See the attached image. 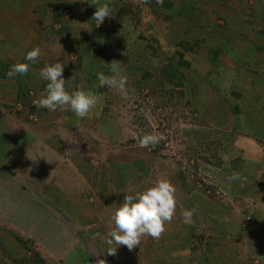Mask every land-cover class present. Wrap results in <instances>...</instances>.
<instances>
[{"label": "rangeland", "instance_id": "1", "mask_svg": "<svg viewBox=\"0 0 264 264\" xmlns=\"http://www.w3.org/2000/svg\"><path fill=\"white\" fill-rule=\"evenodd\" d=\"M98 2L112 8L98 28L93 18L96 6L88 0L0 2V264H22L25 256V264H95L97 259L107 264H264V233H255L249 224L252 218L243 212L253 201L257 205L255 194L264 189V176L259 178L250 163L253 187L227 179L245 174L243 164L234 166L243 159L231 145L232 135L242 138L249 132L221 126L212 113L218 100L235 112L236 75L247 73L240 65L250 49L241 47L242 59L219 53L218 61H212L208 47L188 54L177 46L185 34L192 42L208 37L212 47L218 45L216 32L225 18L235 29L224 37L244 32L250 46L259 43L264 38V0ZM116 2L130 7L138 22L129 21ZM192 5L200 15L191 17ZM61 11L63 16L53 23V14ZM69 31L87 51L77 73L73 63L79 53L70 51L74 45L66 39ZM213 33L216 36L210 38ZM116 41H123L124 49L119 51ZM99 45L108 52L101 54ZM37 46L41 55L29 62V72L6 78L11 65L4 60L25 62V54ZM179 51L184 52L182 58ZM57 61L64 65L69 92L82 84L98 95L99 102L82 119L68 106L63 111L34 107L30 115L26 107L22 119L16 117L24 101L37 106L46 94L47 81L40 70ZM112 64H119L127 77L126 94L99 87L97 73L110 74ZM166 70L173 73V83L165 79ZM10 80L14 86L5 85ZM18 84L25 93L21 102ZM258 96L261 101L264 93ZM255 97L249 94L242 107L249 101L264 114ZM149 133L162 139L141 147L138 137ZM257 144L264 147V138ZM255 150V156L262 155ZM161 178L177 190L173 219L159 237L145 235L132 250L121 245L116 254H106L112 216L126 193L142 191ZM193 207V222L185 224L181 212ZM25 241L31 252L23 248ZM195 245L197 253L192 251ZM34 252L43 262L32 259Z\"/></svg>", "mask_w": 264, "mask_h": 264}, {"label": "clouds", "instance_id": "2", "mask_svg": "<svg viewBox=\"0 0 264 264\" xmlns=\"http://www.w3.org/2000/svg\"><path fill=\"white\" fill-rule=\"evenodd\" d=\"M84 2V0H81ZM90 4L96 6L93 18L98 21L96 28L100 27L106 17L112 15V8L109 3L100 4L98 0H88ZM158 4H163V0H157ZM41 55V49L37 46L28 51L24 56L25 62H17L10 66L6 73L8 78L16 75H25L29 72L30 63H34ZM64 65L57 61L47 64L40 70V77L47 81L45 95L41 96L37 107L47 108L50 111H63L65 106L70 107L77 118H84L90 110L99 102L98 95L82 84L69 92L66 89V80L63 77ZM99 87L107 86L110 89L126 94L128 91L127 77L121 74L120 65L112 64L110 74L104 72L97 73ZM242 81L235 82V90H243L240 86ZM162 137L149 133L138 137L141 147L150 144H158ZM228 181H242L238 174L228 176ZM176 187L165 178L157 179L151 186L142 191L126 193L123 202L116 208L112 222L113 227L107 233L105 240L108 246V255L116 254L121 245L132 250L140 245L141 239L145 235L159 237L165 230L166 222L173 219L176 212L177 199ZM196 208H185L181 215L185 224L193 222ZM95 264H107L105 259H97Z\"/></svg>", "mask_w": 264, "mask_h": 264}, {"label": "crops", "instance_id": "3", "mask_svg": "<svg viewBox=\"0 0 264 264\" xmlns=\"http://www.w3.org/2000/svg\"><path fill=\"white\" fill-rule=\"evenodd\" d=\"M2 0H0L1 2ZM2 9H0L1 13ZM17 37V35H16ZM25 40V39H24ZM2 59V58H0ZM8 64L13 65L12 62H8V59L4 60ZM1 63V60H0ZM48 63V62H47ZM259 65L254 66V69H257L258 74H242L239 73V76L236 75L237 83L242 81V85L240 86L244 89L243 92V97L236 99L237 107H234V113L229 112V107L228 105L225 106L226 104L222 105L219 100L215 105L217 106V109H214L212 112L214 117L217 116L218 120L220 121L221 126L225 128H230V127H236L237 130L242 131L243 130H248L249 136H244L241 138L238 135H232L234 139V143L231 146H234L236 149L235 153L238 155L237 158L243 159L242 162L236 161V167L240 166L243 164V171H245V174H242L243 172H239L238 175L242 177V181H235L236 186H243L244 188H247L249 186L253 187L254 182L250 180L251 178V172H249V166L250 163L252 164L251 166L253 169L256 171L259 175H257L259 178L261 176H264V150H262L264 147L263 145H258L257 144V139H262L264 138V114L262 109H257V108H252L251 104L249 101L246 104V108L242 107L241 101H245V98H247L250 94V96H256L253 100L256 101L257 99V104L262 103L261 105L264 108V98L263 100L259 101L260 98L258 95H261L264 93V75H261L262 70L259 68ZM6 79V78H5ZM9 79V78H8ZM10 83L7 81L5 82V85H10L14 86L13 82L10 80ZM262 106H259L262 107ZM213 110V109H212ZM233 124L234 126L230 125ZM231 129V128H230ZM254 136V137H251ZM257 138V139H256ZM261 150L263 153L262 155L255 156L252 150ZM257 151V150H255ZM236 159V158H235ZM241 163V164H239ZM260 166L262 168L258 167L257 169L255 166ZM263 166H262V165ZM245 168V170H244ZM236 170V169H235ZM261 175V176H260ZM263 184H264V177L262 179ZM253 189V188H252ZM246 195V194H245ZM256 204L254 205V201L251 203V205L246 206L249 207L247 210L243 209V212L248 213L250 216V226L254 229L255 233H264V189L261 191V193H256ZM254 195V196H255ZM243 197H245L243 195ZM244 199V198H243ZM245 216V215H244ZM243 216V218H244ZM253 220V223H252ZM245 225V224H244ZM243 227V226H242ZM254 236V235H253Z\"/></svg>", "mask_w": 264, "mask_h": 264}, {"label": "trees", "instance_id": "4", "mask_svg": "<svg viewBox=\"0 0 264 264\" xmlns=\"http://www.w3.org/2000/svg\"><path fill=\"white\" fill-rule=\"evenodd\" d=\"M116 4L120 6L119 7L120 10L122 9V11L124 13H126L125 14L126 15V18L128 17L129 21H131V22H136L137 21L138 22V15L136 13H134L131 10L130 7L127 8V5L125 3L124 4H119L118 2H116ZM190 10H191L190 11L191 17H193L194 15L196 16V15H200L201 14L200 13V10L195 5H192L190 7ZM201 12L203 13V15L205 14V10H201ZM215 15H219V14L218 13H215ZM62 16H63V11H61L59 14L54 13L53 14V23H55V21H59V19H61ZM219 17H222V16H219ZM225 19H226L225 20L226 23L222 24L221 27H219L221 29V31L219 33L216 32L220 36V38L218 39V42H219L218 45H215L214 47H212V43H210L209 40L206 39L208 37H206V38L198 37V39H195L192 42V40L190 39V37H188L184 33L185 35L181 39L180 44H177V46L178 47H181L185 52H189L188 54H191V53L198 54V52H200L202 49H204L205 47H208L207 53L212 56L210 58L212 61H218L217 60V56H218L219 53L224 54L226 56H229L230 59H233V58L236 59L238 56L241 57L242 56V49H241V47L245 46L246 48H249L250 50H248L246 52V58H244V61H243L244 63H241L240 66L246 67V70L245 71L247 72V74H258L257 69H254V68H251V67L252 66L254 67L256 65H259L260 66L259 68L262 69V70H259V71H261V75H264V55L262 57L259 54V50L261 49V46L263 45L261 43L264 42V38L261 37L262 40L259 41V43H256V44L253 43V45L250 46V42H248V40H244L246 38V35H248V33L241 32L240 34H238V33L236 34L235 33L234 34L235 36L233 35V37H232V34L229 35V36H225L224 37V34L226 32H228V30H230V28L231 29H235V27L232 26L230 24V22H228L227 18H225ZM237 28H238V26H237ZM63 32L64 31H62L60 33V35L58 36L59 39H61V35L63 34ZM201 33H204V34L207 35L208 31L207 30H204L201 27ZM216 33H213L212 36L210 35V38L213 37V36H216ZM67 35L68 36L66 37V39L70 38V43L72 42L73 45L75 46V47L72 46V48H71L70 51L71 52L74 51L76 53H79V56L76 58V59H78V61L77 60L74 61V63H76L75 65H74L73 61H69L71 64L73 63V68L76 69L74 73H77V69L80 68V61H82V59H83L81 57H83V54L85 52H87V51H83V49H81V44L82 43L79 42V41H76V39L74 37V33L72 31L67 32ZM93 36H94V34H93ZM140 37L141 38H147V37L142 36V35ZM248 39L250 40V37H248ZM105 41H107V39H105ZM116 44H117L118 49H120L119 51H121L122 49H124L122 47L123 41L122 42L121 41H116L115 42V45ZM98 48L101 49V54H104L106 50L108 52V49L102 48V46H100ZM190 51H192V52H190ZM178 54L182 58L184 52L179 51ZM242 57H241V59H242ZM107 59L108 60L111 59V61H112V58H110V55H109V57H107ZM219 62H220V60H219ZM236 63H237V65L240 64L239 61L236 62ZM250 63H252V64H250ZM179 64L180 65H183V64H187V63H185V62H179ZM220 65H221V63H220ZM0 71H1V69H0ZM166 74L168 75V77L167 78L165 77V79H167L168 82H172L171 76L173 75V73L171 71L166 70ZM72 75H74V74H71L70 76H67L68 79H70V77H72ZM0 76H2L1 72H0ZM6 78H8V77H6ZM162 81H163V78L158 80L157 86L159 85L158 86L159 88H161V86L163 85L162 84ZM175 84H177V85L180 84L181 85V83H176V82H175ZM233 91H234L233 92L234 93L233 95H234L235 98H241V97L244 96L243 95V90H233ZM24 97H25V93H23L21 91L20 85H19V88H18V101H20V102L23 101ZM22 104H23V110H19V111L16 112V117H18L20 119H22V115L25 113V111H26L25 108L26 107H27V109H29V110L26 111V113L28 115H30V113L33 112L32 108L37 107L36 105L33 104V101L31 103L32 106L29 105V102L27 100L24 101V103H22ZM29 106L31 108H29ZM234 106L237 107V104H235ZM233 163H234V166L236 167L237 166L236 165V162H233ZM25 243L26 244L23 243V248L25 249L26 252H31L32 251V247H30L28 245V242L25 241ZM198 249H199L198 248V245H195V246L192 247V251L194 253H197ZM34 253H35V255L32 257V259L35 260L38 263L39 262H43V259L40 258V254L39 253H36V252H34ZM195 257L197 259H200V260L201 259H204V258H201V254H195ZM28 260H29V258H27L25 256V257L21 258L20 263L25 264Z\"/></svg>", "mask_w": 264, "mask_h": 264}]
</instances>
